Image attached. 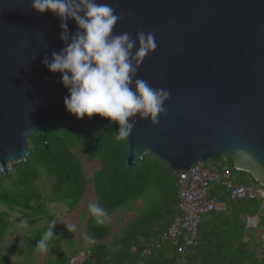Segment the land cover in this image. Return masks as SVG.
<instances>
[{"label": "water", "instance_id": "1", "mask_svg": "<svg viewBox=\"0 0 264 264\" xmlns=\"http://www.w3.org/2000/svg\"><path fill=\"white\" fill-rule=\"evenodd\" d=\"M120 17L113 33L152 32L156 48L137 58L136 78L167 89L164 113L139 120L126 165L151 154L174 172L222 157L264 186V0H98ZM32 0H0V171L25 161L30 134L71 121L59 73L42 63L67 42L60 20ZM70 35L77 31L67 21ZM135 51V49H134ZM87 124L109 126L99 116Z\"/></svg>", "mask_w": 264, "mask_h": 264}, {"label": "trees", "instance_id": "2", "mask_svg": "<svg viewBox=\"0 0 264 264\" xmlns=\"http://www.w3.org/2000/svg\"><path fill=\"white\" fill-rule=\"evenodd\" d=\"M117 132L115 123L87 124L74 117L54 123L43 136H28L26 160L13 164L7 175L0 171V264H33L39 252L36 244L47 230V222L56 219L48 202L75 210L89 183L96 203L108 211L110 218L130 210L137 202L145 205L117 234H112L109 221L97 225L90 214L86 235L93 242L84 252L82 264H264V218L253 229L246 228L245 219H241L242 215H258L260 202L231 201L221 187H213L211 194L218 196V205L225 210L216 209L202 218L196 244L186 257H181L168 242L160 241L178 213L176 173L148 153L128 167L127 142L115 139ZM83 157L99 165L91 180L84 172ZM219 166L231 169L237 184L258 183L250 174L235 170L229 159L223 161L222 157ZM42 178L51 181L47 195L37 185ZM12 212L30 227L42 223L12 247L17 250L18 260L5 253ZM53 231L59 239L49 241L54 257H48L45 264H70L76 251L68 255V247L74 242L67 239L63 247V234L57 224ZM151 240L157 243L150 255L142 257V250Z\"/></svg>", "mask_w": 264, "mask_h": 264}, {"label": "clouds", "instance_id": "3", "mask_svg": "<svg viewBox=\"0 0 264 264\" xmlns=\"http://www.w3.org/2000/svg\"><path fill=\"white\" fill-rule=\"evenodd\" d=\"M30 7L60 20L59 39L67 43L42 63L50 73L60 74V82L67 89L63 106L68 114L77 120L95 115L117 124V140L129 138L136 118L158 122L170 93L136 78L137 58L145 57L157 46L152 32H138L135 39L127 32L114 34L120 17L113 5L98 0H32ZM68 20L76 25L74 35L68 31ZM87 208L97 225L109 221L108 211L100 204L89 202ZM56 223L47 222V230L36 244L40 251L47 252L49 241L59 239L53 231ZM20 226L27 228V221ZM65 226L69 232L76 230L74 223ZM85 239L93 242L87 235Z\"/></svg>", "mask_w": 264, "mask_h": 264}, {"label": "built area", "instance_id": "4", "mask_svg": "<svg viewBox=\"0 0 264 264\" xmlns=\"http://www.w3.org/2000/svg\"><path fill=\"white\" fill-rule=\"evenodd\" d=\"M219 165L207 168L197 164L176 173L178 213L163 232L160 241L172 245L181 257H186L196 244L202 218L217 209L219 198L211 194L213 187L223 188L231 201L248 199L260 202L258 215L245 216L248 227L256 228L261 217L264 218V186L260 183L237 184L232 170ZM262 238L264 240V231ZM155 243V240L147 243L141 256L150 255ZM85 259L84 253L74 258L81 262Z\"/></svg>", "mask_w": 264, "mask_h": 264}, {"label": "rangeland", "instance_id": "5", "mask_svg": "<svg viewBox=\"0 0 264 264\" xmlns=\"http://www.w3.org/2000/svg\"><path fill=\"white\" fill-rule=\"evenodd\" d=\"M225 160L226 158L223 157V161ZM212 163L213 161L209 160L206 164L203 165L207 168H210L212 166ZM82 165L87 179L91 180L93 173L99 168L98 163L96 161L87 162L83 157ZM50 184L51 181H47L44 178L40 179L37 183L38 188L42 190L43 195H47V192L50 189ZM89 202L96 203V198L94 196V192L90 183L87 185L84 198L79 202L75 210L68 211L67 207L60 203L48 202V206L51 212L55 215V220L57 221L56 224L59 226L60 232L63 234V247L64 241H66L67 239L74 242V245L72 247H68V255H70L72 251H76V254L72 255L73 258L70 261V264H82L83 262H81V260L75 261L74 258L81 257L82 254L84 252H87L89 248L90 243H88V241L85 239L87 220L90 216L87 208ZM144 205V202H137L132 206L130 210H124L115 213L109 219V225L111 226L112 234L119 233L131 220L136 218L139 215V211L144 208ZM10 221L11 227L5 237V253L6 255H8V257H11L12 260H18L19 256L17 254V250L12 249V247L18 241H21L27 233L39 228L42 223H39L35 226H28L27 228H23L20 225L24 221L16 212H12ZM64 223H74L76 225V230L69 232ZM48 257H54V253L52 252L50 247L48 248L47 252H42L39 250L33 264H45L48 260Z\"/></svg>", "mask_w": 264, "mask_h": 264}, {"label": "crops", "instance_id": "6", "mask_svg": "<svg viewBox=\"0 0 264 264\" xmlns=\"http://www.w3.org/2000/svg\"><path fill=\"white\" fill-rule=\"evenodd\" d=\"M217 209H219V210H223V211L225 210L224 207H222V206H217ZM241 219L244 220V219H245V216L242 215V216H241ZM246 228H248V229H253L252 227H248L247 224H246ZM263 231H264V230H263ZM262 235H263V233H262ZM261 238H262V236H261ZM262 240H263V238H262ZM263 241H264V240H263Z\"/></svg>", "mask_w": 264, "mask_h": 264}]
</instances>
